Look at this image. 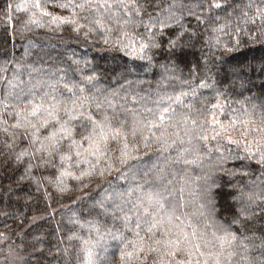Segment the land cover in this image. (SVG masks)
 <instances>
[{"label": "trees", "instance_id": "trees-1", "mask_svg": "<svg viewBox=\"0 0 264 264\" xmlns=\"http://www.w3.org/2000/svg\"><path fill=\"white\" fill-rule=\"evenodd\" d=\"M24 2L0 0L1 15H11L10 21L5 18L0 24V101L6 99L8 105L5 110L0 103V240L6 238L4 247L22 253L24 264H84L85 249H91L96 264H121V249L135 239L131 229L137 214H143L142 207L133 205L144 200L143 207H149L146 196L153 192L159 193L165 208H171L183 183L181 176L191 182L184 184L183 206L177 214L186 213L208 239L213 232L220 235L228 230L249 236L245 243L258 245V237L264 235V213L256 211L264 208V166L246 158L244 141L251 142L257 133L245 137L242 122L250 121L248 128L258 126L264 106V78L258 76L264 63L257 59L264 57V24L260 18L255 24L249 20L257 6L264 7V0H219L220 8L212 0H176L175 17L165 20L168 26L157 24L147 30L149 15L167 16L160 9L173 0H139L141 15L127 26L135 39L125 47L117 38H127L107 14L104 20L111 33L90 24L96 15L87 12H78L86 27L77 32L73 25L57 29L48 24L49 18L40 17L34 8L17 11L15 6ZM40 3L50 12L68 15L52 0ZM32 11L43 27H23ZM88 27L97 30L89 32ZM141 42L149 45L145 59L140 58ZM72 93L75 98L87 97L85 107L98 119L105 114L119 117L127 121L126 127L133 119L151 120L162 108H169L166 115L173 119L153 129L158 137L163 133L167 144L153 142L150 149H141L140 160L132 161L134 167L124 176L113 171L83 185L69 176L63 180L70 191L59 192V156L54 164L31 168L29 163L35 165L36 160L25 156L17 161L16 154L27 141L18 135L13 138L21 131L13 125L15 110L31 108L26 100L49 104L55 97L70 102ZM81 134L85 130L77 123L76 138ZM229 138L241 143H230ZM140 139L138 131L136 140ZM116 147L110 143V154ZM66 149L65 141L62 151ZM183 149L190 150L183 153L189 158L199 156L198 165L175 163ZM70 163L68 170L76 174L89 167L84 158L77 162L74 154ZM242 208L250 214L249 219L241 218L243 226L234 222ZM149 210H156L154 203ZM125 214L131 220L128 227ZM131 247L129 243L128 250ZM261 251L252 247L249 255L258 259ZM154 255L143 264H151ZM128 264L140 261L134 256Z\"/></svg>", "mask_w": 264, "mask_h": 264}, {"label": "snow or ice", "instance_id": "snow-or-ice-1", "mask_svg": "<svg viewBox=\"0 0 264 264\" xmlns=\"http://www.w3.org/2000/svg\"><path fill=\"white\" fill-rule=\"evenodd\" d=\"M52 2L55 7L67 10L68 15H59L48 11L41 6L40 0H33L31 4L25 0L24 3L17 4L15 7L17 11H29L30 8H34L39 11L40 17L49 18L48 24L54 25L57 29L64 24L73 25L74 30L77 32L86 27L85 24L80 23L81 18L78 16V12H87L96 15V18L91 20L90 24L96 25L98 29L103 30L106 34L111 33L112 28L106 26L104 20V15L107 14L109 20L120 26V35L127 38L126 40L117 38V43L121 47L134 42L135 37L129 34L127 26L133 23V17H140L143 9V5L139 0H79V2L77 0H52ZM212 5L216 8L221 6L219 0H212ZM177 6L176 0H173L166 8L160 9L166 12L167 16L157 15L152 17L149 15L148 22L145 23L146 30L156 27L157 24L160 28L167 27L165 20H173L176 15L174 9ZM157 7L159 8V5ZM8 8L11 9L12 5L9 4ZM244 16L247 17L246 12ZM257 18H260L261 23L264 24V7L257 6L255 16L249 18V20L255 24ZM6 19L10 21L11 15L9 14ZM83 19L88 20V16L85 15ZM29 24H34L37 27L44 26L42 20L37 17L36 11L30 13L29 19L23 27L27 28ZM181 27L183 26L181 25ZM95 30L97 29L88 27L89 32ZM261 32L264 33V28L261 29ZM105 43H108L107 35L105 36ZM169 43L175 44V41ZM238 44L239 41H237ZM148 46L144 42L140 43L141 59L147 58L144 53ZM228 50L231 51L232 49ZM65 87L67 88L68 85H65ZM69 91L71 92V89ZM81 92H83V89H81ZM176 99L180 102L179 97ZM52 100L53 103L45 104L43 100L36 103L32 99H28L25 103L30 104L31 108L25 107L15 110L17 120L13 127L21 129V131L18 134L13 133V138L18 135L27 141V145L16 154V160L21 161L25 156L30 157L31 160H36L35 165L29 163V168L39 167L41 164H54L55 158L59 156L61 167L59 168L60 175L57 177L56 184L58 191L61 193L70 191L64 180L61 179L62 177L71 176L83 185L85 182L90 183L94 176L103 179L113 171L124 176L134 167L132 161L140 160L141 149H150L153 142L167 144V140H162L163 133L158 137L156 132L153 131V129L163 127L166 120L173 119L171 115H166L169 113L167 107L162 108L155 114L154 119L144 121L133 119L131 126L126 127L127 121L119 117H110L105 114L101 119H98L90 108L85 107L89 103L87 97L75 98V93H72L70 102H62L55 97H52ZM0 103H3L5 110H7L6 99L0 101ZM12 107L13 109L16 108L15 105H12ZM148 111H151V109H148ZM29 117L34 119H29ZM77 123L86 133L81 134L79 139L76 138ZM242 123L246 129L243 133L245 137L250 135L251 132L257 133L251 142L244 141L246 158L253 159L264 166V106H262V115L258 126L248 128L250 123L248 120ZM145 129L147 135L144 134ZM138 131L141 139L137 141ZM175 135L179 138V132ZM216 135H220V133ZM130 136L132 137L131 140L129 139ZM215 138L216 136H213V139ZM200 139L207 140L208 137L201 136ZM65 141L67 142V149L62 151ZM84 142H87V148H84ZM111 142H115L117 147L110 154L109 145ZM229 142L237 145L241 143L240 140H232L231 138H229ZM172 143H176V141L173 140ZM181 143H183L182 140ZM7 146L11 147V144ZM189 151V149H183L178 152L175 163L198 165L199 156L193 155L192 158H189L183 154ZM73 154L77 158V162L79 159L84 158L89 164V167L81 169L79 174L68 170L72 167L70 162L73 160ZM87 157L93 159L87 160ZM65 162H68L67 168L63 167ZM180 180L183 183L176 190L177 198L171 208H165L159 193L153 192L147 194L146 200L149 207L153 203L155 204V211H150L149 207H143L144 200H139L133 205V208L142 207L143 214H137L135 227L131 229L135 239L128 241L121 249V264H128V261L132 260L134 256L137 261H140V264H143V261L152 254L155 255L151 264H264V235L258 237L260 240L258 245L254 242L245 243V240H251V237L244 236L242 233L238 236L235 232L228 230H221L220 235L213 232L212 239H208L206 234L199 230L197 224L193 223L186 213L180 212L177 214L183 206L181 202L184 200V184L191 182L190 179L184 176H181ZM168 183H172V181L169 180ZM141 187L137 185V188ZM203 206L201 205V207ZM256 211L264 213V208H257ZM241 218H250L247 209L242 208L234 221L241 223L243 226V219ZM124 220L126 222L125 226L128 227L131 223L128 214H125ZM129 243L132 245L130 250H128ZM252 247H258L262 250L258 259L250 257L249 253ZM85 254L84 264H96L91 249H85Z\"/></svg>", "mask_w": 264, "mask_h": 264}, {"label": "rangeland", "instance_id": "rangeland-1", "mask_svg": "<svg viewBox=\"0 0 264 264\" xmlns=\"http://www.w3.org/2000/svg\"><path fill=\"white\" fill-rule=\"evenodd\" d=\"M5 16H2L0 13V24L2 22L3 24V20L5 19ZM259 62H263L264 63V57H257ZM250 64V63H249ZM251 64H253V62H251ZM260 78H264V72H261L258 75ZM69 176L66 177H62L61 179H68ZM32 222L29 223V225ZM6 241V238H4V236H2V240H0V264H24L23 263V259L24 256L22 255V253H20L19 251H16L15 249H13L12 246H9V250L6 249L4 247V242Z\"/></svg>", "mask_w": 264, "mask_h": 264}]
</instances>
